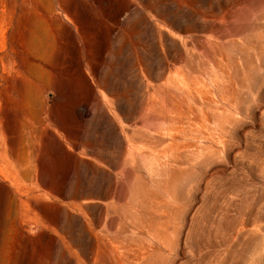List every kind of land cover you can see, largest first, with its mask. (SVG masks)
Masks as SVG:
<instances>
[{
	"label": "rangeland",
	"instance_id": "1",
	"mask_svg": "<svg viewBox=\"0 0 264 264\" xmlns=\"http://www.w3.org/2000/svg\"><path fill=\"white\" fill-rule=\"evenodd\" d=\"M0 264H264V0H0Z\"/></svg>",
	"mask_w": 264,
	"mask_h": 264
}]
</instances>
